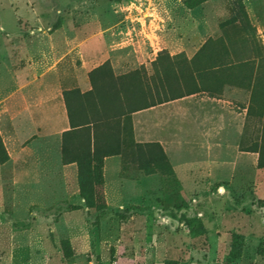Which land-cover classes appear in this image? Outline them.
<instances>
[{
  "label": "rangeland",
  "instance_id": "1",
  "mask_svg": "<svg viewBox=\"0 0 264 264\" xmlns=\"http://www.w3.org/2000/svg\"><path fill=\"white\" fill-rule=\"evenodd\" d=\"M200 1L0 0L5 124L39 127L41 101L28 100L41 96L61 101L53 113L65 124L45 135L38 190L19 179L17 195L0 137V264H264V0ZM103 66V87L111 69L197 93L128 119L129 141L159 144L174 177L146 176L123 148L101 159L88 212L72 163L87 134L65 133L68 112L78 124L96 95L73 93H91L88 74Z\"/></svg>",
  "mask_w": 264,
  "mask_h": 264
},
{
  "label": "trees",
  "instance_id": "2",
  "mask_svg": "<svg viewBox=\"0 0 264 264\" xmlns=\"http://www.w3.org/2000/svg\"><path fill=\"white\" fill-rule=\"evenodd\" d=\"M202 1L205 0H201L200 2ZM185 6L187 9H192L195 5L186 2ZM104 69L103 66L88 74L91 81V93L86 95H80L79 92L73 93L76 94L79 100L92 93L96 95L83 115L79 116L78 120L80 122L78 124L72 122L70 112H68L70 131L65 133V135H68L84 130L87 134L86 146L82 149L85 158L79 159L77 157L72 163H75L77 169L79 198L82 200L84 208L88 212L93 209V195L92 190L87 186H94L96 190H99L103 185L101 159L110 156H120L122 155L123 148H132L137 167L146 176L158 174L166 178L174 177V171L159 144H138L129 141L130 139L127 138V134L131 131V125L128 123V119L135 113L197 93L193 90L192 92H187V94L183 92H177L175 94L169 90V86L164 82L166 78L161 77L158 80L159 86H157L156 83L153 84V78H147L145 72H143L142 77H140V73L138 74L136 72L116 77L111 69L107 70L110 86L103 87L94 77L99 72H103L102 70ZM133 76H139L140 85L132 83ZM149 79L151 84L146 83ZM144 81L146 85L143 87L141 84ZM158 87H160L159 90ZM63 95L67 94L65 93ZM99 122H102V124L100 125ZM103 125L107 126L108 138L105 143L107 151L100 157L99 150L96 146V132L98 131V126L100 128ZM89 126H92V139L88 128ZM199 229L203 233L201 226ZM64 250L63 248V252ZM164 264L178 263L167 261Z\"/></svg>",
  "mask_w": 264,
  "mask_h": 264
},
{
  "label": "crops",
  "instance_id": "3",
  "mask_svg": "<svg viewBox=\"0 0 264 264\" xmlns=\"http://www.w3.org/2000/svg\"><path fill=\"white\" fill-rule=\"evenodd\" d=\"M46 99L47 100L45 101V96H41L32 97L28 100V102L33 105L34 103H37L38 100L41 101L40 104H37L38 106L34 107L35 122L38 123L39 127L33 126L30 128L21 126V129H18V127H15L13 124H11L12 126L6 125L5 113H7V110L4 105L0 106V137L8 156L6 163L9 162L10 165V181L13 184L14 195L18 194V189L16 188L19 179L25 184L27 190L29 184L34 188H31L30 190H38L37 185L35 184L39 182V178H45V135L50 134L51 129H54L55 127H65L64 122L61 120H55L53 113L56 108L60 110L59 104L61 101L59 100V102H57V106H51L49 105V98ZM207 101L212 103L209 105L212 110L214 108L213 100L207 99ZM171 102L173 101L164 103L158 107H163ZM218 117L219 115H217V118ZM67 130H70V128L68 127ZM30 134H35L36 136L27 144L18 145L17 147L16 143H21V136ZM63 169H65V167Z\"/></svg>",
  "mask_w": 264,
  "mask_h": 264
}]
</instances>
